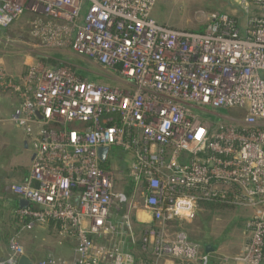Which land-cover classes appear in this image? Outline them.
Here are the masks:
<instances>
[{
	"label": "built area",
	"instance_id": "2783aa9c",
	"mask_svg": "<svg viewBox=\"0 0 264 264\" xmlns=\"http://www.w3.org/2000/svg\"><path fill=\"white\" fill-rule=\"evenodd\" d=\"M156 2L0 0L1 28L28 14L42 46L69 49L126 85L83 79L69 65L30 66L20 76L0 66V91L19 103L9 121L33 151L29 179L12 187L29 202L16 213L28 219L27 230L60 222V243L76 244L74 258L36 264H208L210 253L186 234L169 238L166 228L215 201L254 210L235 264H264V0H240L259 7L244 26L214 14L203 32L159 24ZM235 108L240 117H211ZM103 147L128 155L121 162L130 195L116 190L118 173L108 167L111 151L101 161ZM182 199L191 201L185 214L176 211ZM131 212L139 225L156 224L141 239L153 262L136 263ZM17 236L0 264L26 254Z\"/></svg>",
	"mask_w": 264,
	"mask_h": 264
},
{
	"label": "rangeland",
	"instance_id": "374dc122",
	"mask_svg": "<svg viewBox=\"0 0 264 264\" xmlns=\"http://www.w3.org/2000/svg\"><path fill=\"white\" fill-rule=\"evenodd\" d=\"M258 12L259 7L249 4L247 9L242 6L240 0H157L152 18L159 24L168 25L176 30L203 32L208 27L211 16L214 14L235 17L239 20L241 26H244L247 19ZM28 17V14L24 15L5 29L0 27V66L4 67L9 74L20 76L26 74L30 66L43 65L50 68V66H57L60 61H64L65 65H71L77 70V74L84 79L120 88L126 87L118 73L104 70L95 62L82 58L69 49L50 50L42 46L30 34V26L26 22ZM44 58L52 59L51 61L56 63L47 62L46 66ZM17 100L14 94L0 91V117L5 119L0 124L5 125L8 136L11 138H18L20 134L24 137V131L9 121L11 115L17 109ZM216 113L219 116L212 115L211 117L220 122L225 117H240L241 110L239 108L222 109L217 110ZM2 145L0 143L2 150L7 148L6 146L5 148L1 147ZM8 148H10V145ZM124 155L121 149L113 148L110 156L114 161L110 162L112 164L108 166L118 173L116 190L120 192L127 191V188H129V182L125 175L126 168L121 162V156ZM126 157L128 158V155ZM136 200L138 201V199ZM253 215L254 210L252 208L242 206H219L213 211L201 208L197 210L192 221L184 223L180 227H167L166 232L169 238L172 239L177 232L183 231V234H186L192 243L201 247V252L205 245L216 246V251L210 253L215 261L221 264H235V259L242 255L244 246L248 242L249 232L247 226ZM131 220L133 230L136 231H134L137 236L136 240L140 241L146 227L135 221L134 212H131ZM39 228L44 229V225L39 224L33 230L23 228L19 232L13 233L7 239L8 252L10 239L18 235V240L25 251L26 246L35 247L40 251L44 246L51 245L57 251L55 253L56 257L69 259L73 255V251L65 247L68 245H58V238H54L52 232L49 235L53 239ZM70 245L73 244L70 243ZM137 252L139 253L138 250ZM41 258L42 253H40V258L37 261H40Z\"/></svg>",
	"mask_w": 264,
	"mask_h": 264
},
{
	"label": "crops",
	"instance_id": "0c3cea01",
	"mask_svg": "<svg viewBox=\"0 0 264 264\" xmlns=\"http://www.w3.org/2000/svg\"><path fill=\"white\" fill-rule=\"evenodd\" d=\"M26 22L29 25V17L26 19ZM63 62L64 61H60V63ZM44 64L46 65L47 63ZM50 68H54V67L50 66ZM0 136H1L0 143L1 145L3 144L1 147L3 148H5V146L7 147L6 149L3 150L0 148V261H3L5 258H7L9 254L7 239L13 233L15 234L16 232H19L20 229L21 230L23 229V226L18 216L16 215V209L18 205L20 206V200L22 199L13 193L12 186L22 184L29 179L32 168L33 151L27 143L25 134L24 137L20 134V137L18 136V138L16 137L11 138L10 136H8L4 124H0ZM9 145L10 148H8ZM141 226L149 228L151 226H156V224L149 221V223L143 224ZM36 229L38 230V228ZM39 229H41L44 233L46 232L48 235L50 234V232H52L54 238H58L56 233L57 231L54 229V227L52 228L45 225L44 229L42 228ZM50 238L53 239L52 237ZM57 240H58V245H60L61 243L59 241V238ZM70 243L73 245H70ZM61 246H65L69 248L71 251H73V255L69 259L74 258V249L76 246L75 242L72 243V241L70 240L65 241L62 243ZM25 252L27 255L33 257L37 261L40 258V253H42V258H41L42 260L48 258L49 256L56 257L55 253L57 251L54 246L46 245L40 251L35 249V247L32 248L30 246H26ZM164 264H175V262L168 260Z\"/></svg>",
	"mask_w": 264,
	"mask_h": 264
},
{
	"label": "trees",
	"instance_id": "16d2710c",
	"mask_svg": "<svg viewBox=\"0 0 264 264\" xmlns=\"http://www.w3.org/2000/svg\"><path fill=\"white\" fill-rule=\"evenodd\" d=\"M53 59H55V58H53ZM44 60V62L45 63H47V62H51V63H56V62H54V61H51L52 59H46V58H44L43 59ZM56 60V59H55ZM61 66H65V64L64 63H57V66H54V68H57V67H61ZM71 66V65H70ZM72 67V66H71ZM73 68V67H72ZM74 69V68H73ZM74 71H76V73H77V70L76 69H74ZM82 78V77H81ZM84 79V78H83ZM104 167L106 168L107 166H105L104 165ZM128 189V192H127V194L128 195H130L131 193H132V190H133V187L132 186H129V188H127ZM17 202V201H16ZM219 206H221V207H227V205H225V204H223V203H220V202H202V203H200L199 205H198V209L197 210H199V209H201V208H204V209H206L207 211L208 210H211V211H213V210H215L217 207H219ZM20 207L21 206H19L18 205V207H17V209L16 210H18V209H20ZM16 215L18 216V218H19V220H20V222H21V224H22V226H24V224L25 223H27L28 222V219H26V218H24V217H21L20 215H18L17 213H16ZM196 216V215H195ZM195 218V217H194ZM193 218V219H194ZM192 219V220H193ZM192 220H190V221H192ZM190 221H187V220H182V219H179V218H175V219H173V220H171V221H169L168 223H167V227L168 228H170L171 226H175V227H180V226H182V224H184V223H187V222H190ZM48 226L49 227H54V229L57 231V232H59L60 230H61V223L60 222H56V221H50L49 222V224H48ZM56 232V233H57ZM177 233H184L183 231H179V232H177ZM176 233V234H177ZM189 239V238H188ZM143 243H142V240H140V241H138L134 246H130V249H132V250H136L135 251V259H136V263H138V262H140V261H147V262H153V260H154V256L150 253V252H147L145 249H143V245H142ZM209 245H205L204 247H203V252H205V253H207L206 252V249H207V247H208ZM205 247H206V249H205ZM213 247V246H212ZM214 248V251H216V246H214L213 247ZM137 250L139 251V253L137 252ZM175 264H194V263H191V262H186V263H181L180 261H175ZM196 264H199V263H196ZM208 264H221L220 262L218 263L217 261H215L214 260V258H212L211 256H210V259H209V262H208Z\"/></svg>",
	"mask_w": 264,
	"mask_h": 264
},
{
	"label": "water",
	"instance_id": "95a60500",
	"mask_svg": "<svg viewBox=\"0 0 264 264\" xmlns=\"http://www.w3.org/2000/svg\"><path fill=\"white\" fill-rule=\"evenodd\" d=\"M37 115H38L39 118H42V116H41V114L39 112L37 113ZM110 151L111 150H110L109 147H103V148L99 149L98 153H99L100 159H101V161L103 163L105 162L106 156L108 155V153H110ZM28 204H29V202L27 200H23V199L20 200V206L21 207H25ZM213 251H214V248L211 247V246H208L207 249H206L207 253H211ZM18 264H36V260L33 257L25 254V255L21 256Z\"/></svg>",
	"mask_w": 264,
	"mask_h": 264
},
{
	"label": "clouds",
	"instance_id": "9594fccd",
	"mask_svg": "<svg viewBox=\"0 0 264 264\" xmlns=\"http://www.w3.org/2000/svg\"><path fill=\"white\" fill-rule=\"evenodd\" d=\"M190 203H191V201H188V200H183V199L179 200L178 206L176 207V211L181 213V214H185L188 211V209H185L184 205L190 204Z\"/></svg>",
	"mask_w": 264,
	"mask_h": 264
},
{
	"label": "bare ground",
	"instance_id": "6f19581e",
	"mask_svg": "<svg viewBox=\"0 0 264 264\" xmlns=\"http://www.w3.org/2000/svg\"><path fill=\"white\" fill-rule=\"evenodd\" d=\"M140 217H141L143 220H145V219L147 218V216L144 215V214H141Z\"/></svg>",
	"mask_w": 264,
	"mask_h": 264
}]
</instances>
